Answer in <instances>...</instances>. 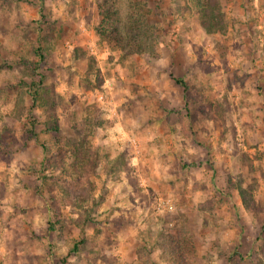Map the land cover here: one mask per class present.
<instances>
[{
    "label": "rangeland",
    "instance_id": "obj_1",
    "mask_svg": "<svg viewBox=\"0 0 264 264\" xmlns=\"http://www.w3.org/2000/svg\"><path fill=\"white\" fill-rule=\"evenodd\" d=\"M102 3L0 0V264H264V0Z\"/></svg>",
    "mask_w": 264,
    "mask_h": 264
},
{
    "label": "trees",
    "instance_id": "obj_2",
    "mask_svg": "<svg viewBox=\"0 0 264 264\" xmlns=\"http://www.w3.org/2000/svg\"><path fill=\"white\" fill-rule=\"evenodd\" d=\"M107 3H102L100 5V14L102 16L101 23L97 27L98 34L103 38H112L116 42L120 43L121 45L127 43V45H133V48L138 49H145L146 45H148L146 42L147 39H144L143 36H147V30H149L148 21L144 18H141V12H135L136 14H132L127 20V24L125 23L123 19V15L121 13V10L114 5L108 4V3H115V0H106ZM193 5L192 7H196L200 11V15L202 17V24L204 28L211 32L214 29L222 28L224 25V21L222 19L223 12L221 11V5L220 0H192ZM142 4L139 3L140 7ZM187 9H190L191 6H187ZM141 9L145 11V15H147L146 9H143L141 6ZM136 11V10H134ZM133 12V11H132ZM144 15V14H142ZM144 17H147L145 16ZM143 17V16H142ZM121 29H124L125 31V37H123L120 32ZM126 41V42H125ZM39 49V48H37ZM41 58H44V55H41ZM43 81V80H40ZM179 83H181L187 91V85L186 83L181 80L177 79ZM41 82H39L40 84ZM33 90V97L34 99L37 96L38 93V87L34 84H32ZM44 148L48 150V147L45 145ZM85 192H87V189H83ZM77 196H80L79 193H76ZM83 196V195H81ZM243 201L248 205L249 208L253 209V199L251 197H247L246 194H242ZM89 215V213H88ZM86 216V219L83 221L80 218L75 219V223H77L78 226L84 227L85 224L90 219L89 216ZM86 221V222H85ZM77 245L75 248H77ZM178 251L173 248V250L169 251V255L173 257V252ZM175 257V256H174ZM190 264V263H185Z\"/></svg>",
    "mask_w": 264,
    "mask_h": 264
},
{
    "label": "built area",
    "instance_id": "obj_3",
    "mask_svg": "<svg viewBox=\"0 0 264 264\" xmlns=\"http://www.w3.org/2000/svg\"><path fill=\"white\" fill-rule=\"evenodd\" d=\"M162 204H164V205H170V200L165 199V200L162 201Z\"/></svg>",
    "mask_w": 264,
    "mask_h": 264
}]
</instances>
